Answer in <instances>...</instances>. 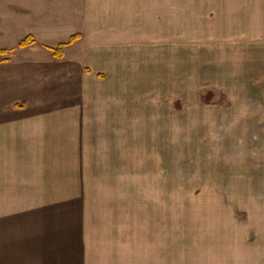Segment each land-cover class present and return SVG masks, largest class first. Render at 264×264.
<instances>
[{"label":"rangeland","instance_id":"1","mask_svg":"<svg viewBox=\"0 0 264 264\" xmlns=\"http://www.w3.org/2000/svg\"><path fill=\"white\" fill-rule=\"evenodd\" d=\"M107 1L94 22L108 63L94 84L111 120L104 157L54 165L61 158L36 147L43 132L24 143L0 134V208L248 207L249 180L264 173V0H125L119 12ZM61 20L40 32L35 16L0 15V47L16 62L35 59L19 41L36 32L50 52L43 43L82 26ZM66 50L87 59L79 42ZM53 87L67 104L71 86Z\"/></svg>","mask_w":264,"mask_h":264},{"label":"crops","instance_id":"2","mask_svg":"<svg viewBox=\"0 0 264 264\" xmlns=\"http://www.w3.org/2000/svg\"><path fill=\"white\" fill-rule=\"evenodd\" d=\"M110 1L118 12L125 10V0H108L106 12ZM100 5V0H0L1 16L13 11L35 16L32 30L41 32L55 18L62 23L63 16L82 23L56 46L43 43L50 50L44 53L37 33L27 31L22 40L36 42L19 48L32 49L35 59L16 62L11 48L0 47V131H7L0 134L24 143L22 134L43 132L36 147L56 153L50 158L61 160L53 159L54 165L68 159L96 164L107 147L109 110L94 89L102 81L100 71L108 69L94 32ZM76 34L80 37L69 43ZM76 42L88 54L83 62L67 55ZM62 43L68 45L58 58L52 48ZM57 84L71 86L67 104L54 97ZM19 102L28 105L14 107ZM262 177L255 173L249 180L248 207L230 199L229 208H0V264H264ZM229 193L231 198L232 185Z\"/></svg>","mask_w":264,"mask_h":264},{"label":"trees","instance_id":"3","mask_svg":"<svg viewBox=\"0 0 264 264\" xmlns=\"http://www.w3.org/2000/svg\"><path fill=\"white\" fill-rule=\"evenodd\" d=\"M79 37H80L79 34L73 35V36L71 37V40H70L69 43L74 42V41H75L76 39H78ZM35 42H36V41H35V39H34L33 37H27V38H25L24 40H22V41L20 42L19 47H26V46H29V45L34 44ZM66 45H68V43H62V44H60L58 47H56V48H52V50H53V52H54V55H55L56 57H58V58L63 57V56H64V48H65ZM1 53H4V50H0V54H1ZM27 105H28L27 102H19V103H16V104L14 105V107H16V108H24V107H26Z\"/></svg>","mask_w":264,"mask_h":264}]
</instances>
